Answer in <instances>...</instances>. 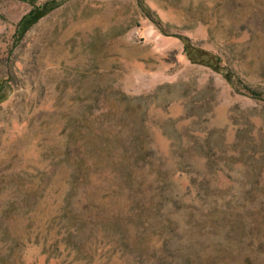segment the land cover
<instances>
[{"label":"rangeland","instance_id":"374dc122","mask_svg":"<svg viewBox=\"0 0 264 264\" xmlns=\"http://www.w3.org/2000/svg\"><path fill=\"white\" fill-rule=\"evenodd\" d=\"M0 264H264V0H0Z\"/></svg>","mask_w":264,"mask_h":264},{"label":"trees","instance_id":"16d2710c","mask_svg":"<svg viewBox=\"0 0 264 264\" xmlns=\"http://www.w3.org/2000/svg\"><path fill=\"white\" fill-rule=\"evenodd\" d=\"M48 5H50V3H47L46 6H43L39 9H35L34 11H32L27 17L23 19L21 26H23L25 29H28L31 24L36 22L39 18H41V16L47 13L48 8L46 7H48ZM183 40L186 44L185 54L187 55V57H189L190 53L192 51H197V49L195 48L194 45L190 44V41L188 39L183 38ZM200 55L208 58L211 62L214 63L215 66H217L219 69H222V66L219 60L215 56L207 54V53H201Z\"/></svg>","mask_w":264,"mask_h":264}]
</instances>
